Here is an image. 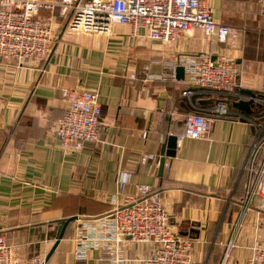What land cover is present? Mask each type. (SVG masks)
I'll return each mask as SVG.
<instances>
[{"label":"crops","instance_id":"1","mask_svg":"<svg viewBox=\"0 0 264 264\" xmlns=\"http://www.w3.org/2000/svg\"><path fill=\"white\" fill-rule=\"evenodd\" d=\"M209 10L218 24L241 34L221 43L193 30L164 44L116 24L108 35H69L70 16L43 10L53 30L50 53L22 66L0 57V235L15 258L45 261L58 244L47 264H111L96 248L76 260L75 238L127 206L138 185H149L163 197L177 232H189L194 264H220L230 242L229 264H246L251 246L264 239L258 198L244 204L253 129L242 117L261 95L264 0H209ZM201 52L237 62L236 96L223 98L169 77ZM147 66L150 75L167 76L146 81ZM132 73L137 80H130ZM65 89L96 92L102 105L98 141L81 150L62 147L55 136L68 107ZM224 100L229 116L211 114ZM241 101L252 102L250 113L236 109ZM195 112L212 119L209 137L178 141L176 157L166 159L160 175L164 145L184 133ZM144 155L159 160L142 164ZM72 218L58 243L60 228ZM157 249L127 242L125 264H145Z\"/></svg>","mask_w":264,"mask_h":264},{"label":"built area","instance_id":"2","mask_svg":"<svg viewBox=\"0 0 264 264\" xmlns=\"http://www.w3.org/2000/svg\"><path fill=\"white\" fill-rule=\"evenodd\" d=\"M58 10L69 17L65 34L108 35L113 25L131 26L137 36L141 30L153 41L172 44L193 30H201L221 43H228L241 34L240 29L218 24L209 10V0H0V57L17 65L43 60L51 51L53 30L50 20L40 13ZM185 83L189 87L206 90L223 98L236 96L240 87L237 62L223 56L215 60L201 52L184 62ZM145 68L146 81L162 80L166 76L150 75ZM175 70L169 75L175 78ZM131 81L138 74L129 75ZM260 97L254 99L257 107L242 117L253 129V144L246 164L248 182L245 207L259 200L258 209L264 214V64L261 73ZM68 104L57 123L55 136L64 148L81 150L84 145L98 141L102 126V105L96 92L63 90ZM218 117H228L227 101H221L209 110ZM212 119L202 112L186 118L184 133L178 137L198 140L209 137ZM146 137V135H144ZM159 157L144 155L142 164L156 163ZM127 206H119L97 221V228L75 238L76 260H86L91 249L104 250L111 264H125L124 247L127 242L158 246L153 258L145 264H194L193 240L182 237L170 222L166 204L160 194L149 185H138L134 196L126 199ZM125 204V205H126ZM220 264H229L230 248ZM0 264H45L39 257L15 258L14 249L0 235ZM246 264H264V239L250 248Z\"/></svg>","mask_w":264,"mask_h":264},{"label":"water","instance_id":"3","mask_svg":"<svg viewBox=\"0 0 264 264\" xmlns=\"http://www.w3.org/2000/svg\"><path fill=\"white\" fill-rule=\"evenodd\" d=\"M176 80L178 81H183L185 80V68L183 66H179L176 69ZM251 105L252 102H246V101H241L239 103H237L236 109L240 110V111H245V112H251ZM177 147H178V138L176 136H170L167 143L164 145L162 152H161V161H160V175H162L164 169H165V163H166V159L167 158H175L176 154H177ZM76 220V218H72L70 220H67L64 224V226H62L60 228V235H59V239H58V243L60 240L63 239L65 230L67 228V226L70 224L71 221ZM180 236L182 237H188L189 232L185 231H180L179 233ZM58 244L55 245V247L53 248L51 254L49 255V257H51V255L54 253L56 247ZM49 257L45 260V264L48 263Z\"/></svg>","mask_w":264,"mask_h":264},{"label":"rangeland","instance_id":"4","mask_svg":"<svg viewBox=\"0 0 264 264\" xmlns=\"http://www.w3.org/2000/svg\"><path fill=\"white\" fill-rule=\"evenodd\" d=\"M256 202H257V200H256ZM259 203V202H258Z\"/></svg>","mask_w":264,"mask_h":264}]
</instances>
